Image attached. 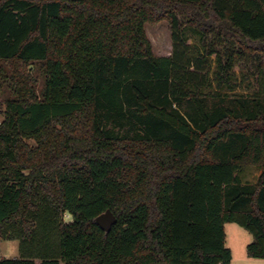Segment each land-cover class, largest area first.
<instances>
[{"label":"trees","instance_id":"1","mask_svg":"<svg viewBox=\"0 0 264 264\" xmlns=\"http://www.w3.org/2000/svg\"><path fill=\"white\" fill-rule=\"evenodd\" d=\"M244 60L259 93L234 91ZM0 98V264H230L226 223L264 260V0H0Z\"/></svg>","mask_w":264,"mask_h":264},{"label":"rangeland","instance_id":"2","mask_svg":"<svg viewBox=\"0 0 264 264\" xmlns=\"http://www.w3.org/2000/svg\"><path fill=\"white\" fill-rule=\"evenodd\" d=\"M146 34L148 39L152 44L153 53L156 56H168L171 54V37L170 30L167 24L159 23L157 25H146ZM186 41L191 46H196L198 43V37L192 33L190 30L185 31ZM216 50L223 54L224 47L217 44ZM212 66L211 74L215 71V57H211ZM254 62L250 60L237 61L234 68L235 77L232 79V84L234 86L235 93L243 95H251L259 93L263 87L258 85L255 72ZM33 76L38 80L37 90L42 87L41 75L36 68L32 71ZM215 84L212 85L211 91L215 90ZM0 98V103L2 102ZM2 104V103H1ZM2 105L0 106V122L2 121ZM260 174V171L256 167H246L238 172V177L242 184H255L256 180ZM55 223L46 229H42L41 225L38 226V231L36 232L34 242H37L35 249H39L42 240L47 234L48 241L51 247H57V236H56V224L61 220L59 216H55ZM42 218V217H41ZM38 221H40V219ZM64 221H69L68 215L63 216ZM57 222V223H56ZM225 231V245L231 252L232 264H264V260L252 261L254 263H244L241 259L246 258V246L252 241V235L246 231L243 227L237 223H226L224 225ZM41 242V243H40ZM19 257V241H3L0 240V259H12Z\"/></svg>","mask_w":264,"mask_h":264},{"label":"water","instance_id":"3","mask_svg":"<svg viewBox=\"0 0 264 264\" xmlns=\"http://www.w3.org/2000/svg\"><path fill=\"white\" fill-rule=\"evenodd\" d=\"M95 222L101 230L105 233H109L112 227L116 224L117 218L110 210H106L95 219Z\"/></svg>","mask_w":264,"mask_h":264},{"label":"crops","instance_id":"4","mask_svg":"<svg viewBox=\"0 0 264 264\" xmlns=\"http://www.w3.org/2000/svg\"><path fill=\"white\" fill-rule=\"evenodd\" d=\"M19 258V257H18ZM12 259H16V258H12ZM232 260H233V257H232V259H231V263L230 264H232ZM244 263H254V262H252V261H260V260H258V259H250V258H248L247 256H246V258H242L241 259Z\"/></svg>","mask_w":264,"mask_h":264}]
</instances>
